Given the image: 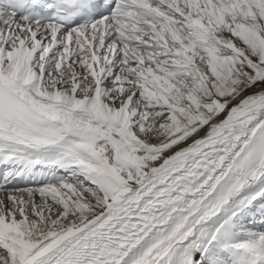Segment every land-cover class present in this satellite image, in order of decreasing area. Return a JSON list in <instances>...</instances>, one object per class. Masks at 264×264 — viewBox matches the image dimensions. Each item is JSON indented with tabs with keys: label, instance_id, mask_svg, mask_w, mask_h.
<instances>
[{
	"label": "snow or ice",
	"instance_id": "1",
	"mask_svg": "<svg viewBox=\"0 0 264 264\" xmlns=\"http://www.w3.org/2000/svg\"><path fill=\"white\" fill-rule=\"evenodd\" d=\"M0 264H264V0H0Z\"/></svg>",
	"mask_w": 264,
	"mask_h": 264
}]
</instances>
